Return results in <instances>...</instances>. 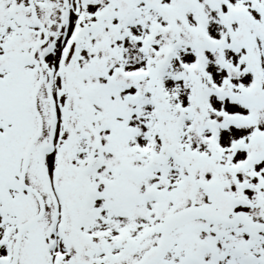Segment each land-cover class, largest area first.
I'll list each match as a JSON object with an SVG mask.
<instances>
[{
  "label": "snow or ice",
  "instance_id": "1",
  "mask_svg": "<svg viewBox=\"0 0 264 264\" xmlns=\"http://www.w3.org/2000/svg\"><path fill=\"white\" fill-rule=\"evenodd\" d=\"M0 264H264V0H0Z\"/></svg>",
  "mask_w": 264,
  "mask_h": 264
}]
</instances>
